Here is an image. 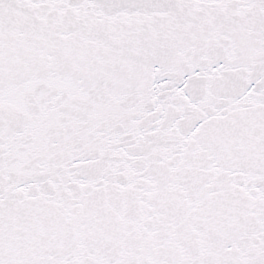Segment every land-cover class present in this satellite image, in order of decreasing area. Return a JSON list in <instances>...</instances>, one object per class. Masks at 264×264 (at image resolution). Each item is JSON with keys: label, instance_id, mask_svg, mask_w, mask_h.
<instances>
[{"label": "snow or ice", "instance_id": "1", "mask_svg": "<svg viewBox=\"0 0 264 264\" xmlns=\"http://www.w3.org/2000/svg\"><path fill=\"white\" fill-rule=\"evenodd\" d=\"M0 264H264V0H0Z\"/></svg>", "mask_w": 264, "mask_h": 264}]
</instances>
